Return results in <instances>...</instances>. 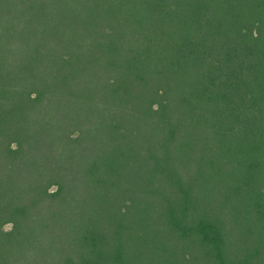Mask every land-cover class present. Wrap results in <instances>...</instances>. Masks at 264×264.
<instances>
[{
    "label": "trees",
    "instance_id": "trees-1",
    "mask_svg": "<svg viewBox=\"0 0 264 264\" xmlns=\"http://www.w3.org/2000/svg\"><path fill=\"white\" fill-rule=\"evenodd\" d=\"M0 264H264V0H0Z\"/></svg>",
    "mask_w": 264,
    "mask_h": 264
},
{
    "label": "rangeland",
    "instance_id": "rangeland-1",
    "mask_svg": "<svg viewBox=\"0 0 264 264\" xmlns=\"http://www.w3.org/2000/svg\"><path fill=\"white\" fill-rule=\"evenodd\" d=\"M9 228H10V225L9 224L5 226V229H9Z\"/></svg>",
    "mask_w": 264,
    "mask_h": 264
}]
</instances>
